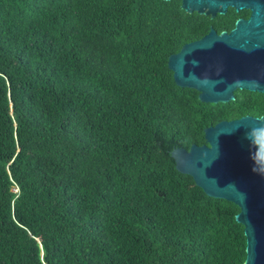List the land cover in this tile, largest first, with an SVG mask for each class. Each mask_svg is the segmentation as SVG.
<instances>
[{
	"label": "trees",
	"instance_id": "16d2710c",
	"mask_svg": "<svg viewBox=\"0 0 264 264\" xmlns=\"http://www.w3.org/2000/svg\"><path fill=\"white\" fill-rule=\"evenodd\" d=\"M250 11L182 0H0V264H245L240 208L173 150L264 94L203 103L169 57Z\"/></svg>",
	"mask_w": 264,
	"mask_h": 264
},
{
	"label": "water",
	"instance_id": "95a60500",
	"mask_svg": "<svg viewBox=\"0 0 264 264\" xmlns=\"http://www.w3.org/2000/svg\"><path fill=\"white\" fill-rule=\"evenodd\" d=\"M182 8L212 19L230 8L251 14L230 32L211 27L172 54L168 67L176 84L211 104L235 101L238 90L264 94V0H182ZM205 140L173 150L176 168L209 197L240 208L236 220L245 227V264H264V117L221 121L205 130Z\"/></svg>",
	"mask_w": 264,
	"mask_h": 264
},
{
	"label": "flooded vegetation",
	"instance_id": "af4514ba",
	"mask_svg": "<svg viewBox=\"0 0 264 264\" xmlns=\"http://www.w3.org/2000/svg\"><path fill=\"white\" fill-rule=\"evenodd\" d=\"M243 11V10H242ZM241 19H245V18H241ZM248 19V18H247ZM214 28V27H213ZM228 32V31H227ZM221 34V33H220Z\"/></svg>",
	"mask_w": 264,
	"mask_h": 264
}]
</instances>
